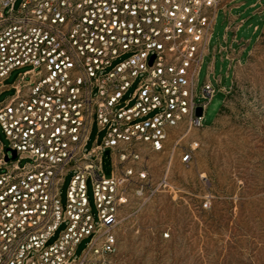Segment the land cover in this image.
Listing matches in <instances>:
<instances>
[{
	"label": "built area",
	"instance_id": "built-area-1",
	"mask_svg": "<svg viewBox=\"0 0 264 264\" xmlns=\"http://www.w3.org/2000/svg\"><path fill=\"white\" fill-rule=\"evenodd\" d=\"M238 4L22 0L16 6V0H0V88L14 69L27 66L0 104L9 139L0 156V264H115L122 207L136 176L147 177L134 162L144 147L163 149L170 129L204 125L216 88L208 77L198 100L197 74L220 8L229 18L227 30H235L234 62L232 45L243 22L232 15ZM93 122L104 134L86 148ZM105 147L112 148L111 176L103 173ZM71 168L76 171L63 202L61 187Z\"/></svg>",
	"mask_w": 264,
	"mask_h": 264
},
{
	"label": "rangeland",
	"instance_id": "rangeland-1",
	"mask_svg": "<svg viewBox=\"0 0 264 264\" xmlns=\"http://www.w3.org/2000/svg\"><path fill=\"white\" fill-rule=\"evenodd\" d=\"M237 2L232 15L236 23L243 22L232 45L234 62L229 54L235 30H227L229 18L220 8L197 74L198 100L204 99L208 77L216 88L204 125L170 129L163 149L144 147L134 162L147 177L136 176L122 207L115 264H264V0ZM224 45L229 48L221 49ZM26 68L14 69L7 81ZM10 93L5 90L0 99ZM103 134L93 122L86 148ZM0 141L9 146L1 125ZM186 153L190 156L185 160ZM102 168L106 176L112 175L111 147L103 149ZM75 171L65 174L63 202ZM88 194L97 217L90 178ZM87 240L79 242L76 256Z\"/></svg>",
	"mask_w": 264,
	"mask_h": 264
},
{
	"label": "crops",
	"instance_id": "crops-1",
	"mask_svg": "<svg viewBox=\"0 0 264 264\" xmlns=\"http://www.w3.org/2000/svg\"><path fill=\"white\" fill-rule=\"evenodd\" d=\"M8 78H9V76L5 79V82L8 84V86L6 87V88H0V94L1 93H3L5 90H7V89H10L11 90V93L13 92V90H14V88H13V86L11 85V83L12 82H8L7 80H8ZM11 93L6 97V98H2V99H0V104L2 103V102H4L5 100H7L8 99V97L11 95ZM1 142V141H0ZM7 148H8V146L6 147V146H4L2 143H0V156H2L4 153H5V151L7 150ZM2 168L0 167V170H1Z\"/></svg>",
	"mask_w": 264,
	"mask_h": 264
},
{
	"label": "water",
	"instance_id": "water-1",
	"mask_svg": "<svg viewBox=\"0 0 264 264\" xmlns=\"http://www.w3.org/2000/svg\"><path fill=\"white\" fill-rule=\"evenodd\" d=\"M153 58H154V55H152L151 61L153 60ZM202 112H203L202 106L201 105L197 106L196 113L198 115H200V114H202ZM12 152H13V156H15L16 155V151L13 149ZM6 158H8V156H6Z\"/></svg>",
	"mask_w": 264,
	"mask_h": 264
}]
</instances>
